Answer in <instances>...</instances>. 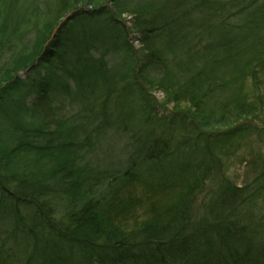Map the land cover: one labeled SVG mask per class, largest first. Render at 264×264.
Returning a JSON list of instances; mask_svg holds the SVG:
<instances>
[{"label":"trees","instance_id":"obj_1","mask_svg":"<svg viewBox=\"0 0 264 264\" xmlns=\"http://www.w3.org/2000/svg\"><path fill=\"white\" fill-rule=\"evenodd\" d=\"M106 1L0 0V264H264V0Z\"/></svg>","mask_w":264,"mask_h":264},{"label":"rangeland","instance_id":"obj_2","mask_svg":"<svg viewBox=\"0 0 264 264\" xmlns=\"http://www.w3.org/2000/svg\"><path fill=\"white\" fill-rule=\"evenodd\" d=\"M106 3L109 5L111 4V2L109 0L106 1ZM130 15H127L126 18H128ZM133 44L136 45V49H138L139 44L136 41H133ZM17 76L21 79L22 77L28 76L29 74L27 72V70H21ZM31 76H33V73L31 74ZM264 80V78H262ZM251 83V84H250ZM248 87L254 89L255 94L259 93V91H263V87L262 86L261 89L256 88V85L254 84V81H251L248 83ZM150 94L155 97V104L157 106L158 109V115L159 116H167L168 113L170 111H172L174 105L171 102H167L165 103V105H163L164 100H165V95H163V92L159 91V90H150ZM158 104V105H157ZM182 108H185V106H183ZM161 118V117H159ZM154 121L156 120V118H153ZM249 124H257V126L259 128L264 127V124L259 123L257 120H255L254 118L251 119L250 121H246ZM1 125V124H0ZM210 129L213 131L215 130L216 132H219L221 130H224L222 127H218L216 125H212L210 127ZM210 129H203L204 132L209 131ZM108 130H111L114 133H116L117 129H113V128H108ZM214 132V131H213ZM215 133V132H214ZM112 134V135H113ZM99 135V134H98ZM96 135L95 137L97 138ZM102 135H103V130H102ZM108 136L107 139L105 140L104 143H102L99 147H97L96 149H98L99 155L102 156L103 153L108 154L109 156L105 155V159L101 158L100 160L98 159L97 163H100L101 165H105L106 167H112L113 164H115L116 162L120 161L123 163V166L120 168V170H123L124 168H126V160L128 158V155L130 154L131 151V146L128 145V141L125 140V138L120 135H115L114 136ZM127 141V142H126ZM247 141H241L238 143H234L232 145V147L230 148V151L228 154L225 153H219L218 157L221 159L222 161V169H224L225 175L228 176L229 178L235 179L237 184H241L243 183L242 181L244 180L245 174L248 171V165H247V158L248 155L252 152L255 153V151H257L258 149L262 150V152L264 151V142H259L258 144L256 142H250L249 145H247ZM112 153V155H110ZM103 168V167H102Z\"/></svg>","mask_w":264,"mask_h":264},{"label":"water","instance_id":"obj_3","mask_svg":"<svg viewBox=\"0 0 264 264\" xmlns=\"http://www.w3.org/2000/svg\"><path fill=\"white\" fill-rule=\"evenodd\" d=\"M109 1H111V0H109Z\"/></svg>","mask_w":264,"mask_h":264}]
</instances>
